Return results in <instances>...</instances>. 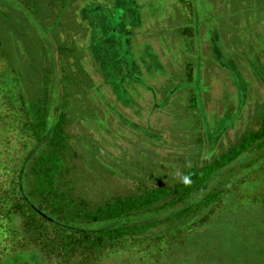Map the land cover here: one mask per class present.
Instances as JSON below:
<instances>
[{"label": "rangeland", "instance_id": "1", "mask_svg": "<svg viewBox=\"0 0 264 264\" xmlns=\"http://www.w3.org/2000/svg\"><path fill=\"white\" fill-rule=\"evenodd\" d=\"M208 1L0 0L4 86L15 105L19 93L30 110L50 85L51 103L65 94L66 167L76 195L98 203L176 181L258 125L264 0ZM55 45L66 49L57 67ZM13 130L0 131V160L12 162L0 167V201L8 204L9 170L27 149L25 133ZM252 167L207 210L208 223L148 248L135 263L264 264V163ZM17 215L10 221L0 211V225L21 228ZM3 230L0 252L16 247ZM19 236L29 244L1 264L75 263L45 258L35 232ZM103 263L116 264L110 257Z\"/></svg>", "mask_w": 264, "mask_h": 264}, {"label": "trees", "instance_id": "2", "mask_svg": "<svg viewBox=\"0 0 264 264\" xmlns=\"http://www.w3.org/2000/svg\"><path fill=\"white\" fill-rule=\"evenodd\" d=\"M65 51L55 45L56 67L60 54ZM22 52L21 49L19 53ZM7 67L8 62L1 56L0 68L5 70ZM3 76L4 73L0 72V131L4 128L23 131L27 149L9 170L10 187L6 195L11 198L10 204L0 201V211L7 220L11 221L12 216L18 214L22 222L21 228H13L8 223L0 225V234L6 233L3 229L7 228L16 244V247L11 245V248L0 252V264L5 256L18 257L19 253L12 255V251L18 252V248L29 244L24 236L17 238L22 230L36 233L32 239L34 246L38 245L37 249L45 253V258L52 255L59 260H73L74 264H85L90 260L94 264H104V260L110 257L116 264L127 262L124 261L126 259L129 264H136L144 260L148 248H151L150 252L162 249L161 246L167 241L169 243L171 236L177 238L184 229L208 223L207 210L221 199L239 172L264 163L263 114L258 125L246 131L239 142L209 161L188 168L182 176H191L190 186L179 178L94 203L74 193L73 178L69 167H66L69 133L66 130L65 94L56 96L51 103L50 85L30 110L21 94L18 93V100L15 99L19 105L10 100ZM50 80L49 77L46 84ZM56 80L61 82V77ZM51 104L52 111L49 109ZM10 163L11 160H0V167H9ZM253 185L248 184L253 190L250 195L255 196L258 187ZM254 201L253 205L259 203ZM255 208L259 211L255 206L250 207ZM245 210L244 213L249 211ZM24 262L29 264L27 259Z\"/></svg>", "mask_w": 264, "mask_h": 264}, {"label": "clouds", "instance_id": "3", "mask_svg": "<svg viewBox=\"0 0 264 264\" xmlns=\"http://www.w3.org/2000/svg\"><path fill=\"white\" fill-rule=\"evenodd\" d=\"M188 166H190V163ZM179 178L181 179L183 184H185L186 186H190L192 184V179L190 175H183V176H180Z\"/></svg>", "mask_w": 264, "mask_h": 264}]
</instances>
